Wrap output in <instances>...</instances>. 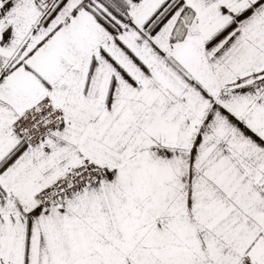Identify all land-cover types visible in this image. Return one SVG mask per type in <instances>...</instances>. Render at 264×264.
I'll return each mask as SVG.
<instances>
[{
	"label": "snow or ice",
	"instance_id": "1",
	"mask_svg": "<svg viewBox=\"0 0 264 264\" xmlns=\"http://www.w3.org/2000/svg\"><path fill=\"white\" fill-rule=\"evenodd\" d=\"M0 264H264V0H0Z\"/></svg>",
	"mask_w": 264,
	"mask_h": 264
}]
</instances>
